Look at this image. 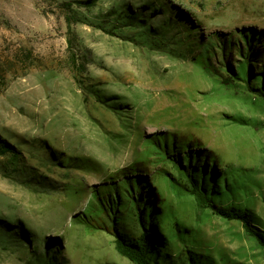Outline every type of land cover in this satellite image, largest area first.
I'll return each mask as SVG.
<instances>
[{"label": "rangeland", "instance_id": "374dc122", "mask_svg": "<svg viewBox=\"0 0 264 264\" xmlns=\"http://www.w3.org/2000/svg\"><path fill=\"white\" fill-rule=\"evenodd\" d=\"M86 2L0 0V139L19 153L0 157V264H133L86 223L100 211L94 193H122L136 174L158 192L178 264L187 252L264 264L239 222L171 192L166 172L185 183L163 150L174 158L176 142L185 158L190 145L232 171L246 191L230 203L264 230V99L227 69L251 57L264 71V0Z\"/></svg>", "mask_w": 264, "mask_h": 264}, {"label": "trees", "instance_id": "16d2710c", "mask_svg": "<svg viewBox=\"0 0 264 264\" xmlns=\"http://www.w3.org/2000/svg\"><path fill=\"white\" fill-rule=\"evenodd\" d=\"M96 1L98 0H87L85 4L93 6ZM67 28L70 47L75 38L71 30L70 19H67ZM247 42L249 45L250 39H247ZM26 57H33L32 52L28 51ZM247 59V67L241 68V72L236 74L235 71L231 70L229 63L227 69L232 72L236 80L245 82L250 91L257 97L264 99V71L259 70L258 67L260 66H258L257 61L251 57H247ZM244 69H247V72ZM256 82L260 84L259 87L256 86ZM230 83L231 80L225 82V84ZM235 121L246 124L242 120ZM151 138L150 143L160 147L158 136ZM173 143L171 150L175 157L173 158L168 154L169 146L165 143L164 161L172 163L176 176L185 185L180 186L177 180H174V176L166 172L171 181V192L175 196L187 195L192 197L196 208L200 211L209 210L215 216L226 221L239 222L246 236L253 239L262 249L264 258V230L258 226L256 216L247 208H236L230 203L235 195L241 196L245 193V185H237L235 174H231L232 171L206 161L203 156L204 151L201 149L192 151L190 145H187L184 147L188 149L184 155L185 158H182L179 153L183 147L177 146L176 142ZM6 156L13 163L19 161L18 151L0 139V157ZM132 177L122 180L124 185L122 186V193L118 189L119 185L112 184L111 188H108L106 200H103L99 193L93 194L96 204L92 206L96 208L98 204L100 211L95 214L96 219L93 220V224L88 222L86 224L113 237L116 252L133 264H178L168 251V243L173 236L164 227L166 212L156 188L145 176L136 174ZM112 191L113 195L111 194ZM175 228L177 235H179V224H176ZM155 250L156 254L154 253ZM156 257L158 261H156ZM36 262L37 264H57L55 256L48 257L44 254H37ZM180 264L208 263L204 256L187 252L186 261Z\"/></svg>", "mask_w": 264, "mask_h": 264}]
</instances>
